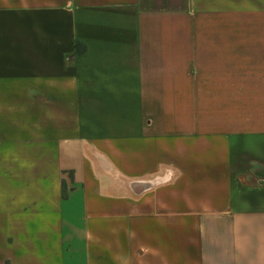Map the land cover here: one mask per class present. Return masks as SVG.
I'll return each mask as SVG.
<instances>
[{"label":"crops","instance_id":"0c3cea01","mask_svg":"<svg viewBox=\"0 0 264 264\" xmlns=\"http://www.w3.org/2000/svg\"><path fill=\"white\" fill-rule=\"evenodd\" d=\"M0 264H264V0H0Z\"/></svg>","mask_w":264,"mask_h":264}]
</instances>
